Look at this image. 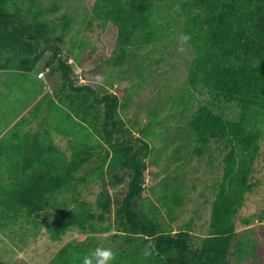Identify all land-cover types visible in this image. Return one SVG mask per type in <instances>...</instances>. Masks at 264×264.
<instances>
[{
  "label": "trees",
  "instance_id": "16d2710c",
  "mask_svg": "<svg viewBox=\"0 0 264 264\" xmlns=\"http://www.w3.org/2000/svg\"><path fill=\"white\" fill-rule=\"evenodd\" d=\"M155 1L182 3L183 30L194 48L189 83L241 108L239 117L231 119L203 105L189 123L203 146L211 140L231 145L213 202L211 233L199 247L189 230L165 227L159 208H143L156 168L146 161L152 153L149 143L135 137L119 117L121 99L113 93L101 95L88 84L76 87L69 56L52 42L51 26L39 19L27 22L20 8L11 10L14 0H0V70L33 72L51 51L62 75L61 91L45 94L15 124L7 142L0 141V230L25 220L46 229L54 241L73 230L87 236L60 248L48 264H81L97 247L96 235L114 227L125 235V248L114 251L112 264H232L235 217L254 188L251 175L263 133L264 0H92L102 37L109 47L121 48L113 57L116 65L123 63L126 44H132L136 33L146 43L158 37ZM43 121L75 140L70 154L53 142L46 128L39 131ZM94 157L96 167L87 170ZM91 179L104 186L126 185L114 224L102 223L114 213L108 189L94 205L83 198L79 187ZM183 201L178 189L166 195L164 205L174 216Z\"/></svg>",
  "mask_w": 264,
  "mask_h": 264
},
{
  "label": "rangeland",
  "instance_id": "374dc122",
  "mask_svg": "<svg viewBox=\"0 0 264 264\" xmlns=\"http://www.w3.org/2000/svg\"><path fill=\"white\" fill-rule=\"evenodd\" d=\"M152 6L159 25L158 37L146 43L140 33H136L132 44H126L129 51L119 65L113 62V57L120 54L121 48L109 47L102 37V21L95 14L92 0H14L11 10L20 8L27 22L39 19L51 26L52 42L69 56L76 87L88 84L101 95L113 93L121 99L119 117L135 137L149 143L152 153L146 161L156 168L150 174L143 208H159L165 227L174 232L189 230L193 245L199 247L211 233L213 202L224 175V157L231 145L223 140H211L203 146L189 123L203 105L212 106L231 119L239 117L241 108L235 102L218 100L202 85L194 87L189 83L194 48L189 42L185 52L177 50L179 39L185 34L186 15L182 3L155 1ZM58 65V59L48 51L33 72L0 70L1 142H7L6 136L15 130V124L45 94L61 89L63 81ZM40 72H44L41 77ZM48 124L43 121L39 131L46 128L53 142L70 154L75 140L62 136ZM260 126L263 133L251 175L254 188L246 194L235 217L237 231L229 257L232 264H264V117ZM199 147H203L200 154ZM97 159L91 160L87 170L96 167ZM4 169L9 172L8 168ZM79 189L83 198L93 205L100 193L108 189L114 213L102 223L108 225L112 221L114 224L115 208L125 195L126 185L104 186L91 179ZM178 189L184 201L173 216L164 201L166 195ZM115 234L120 235L117 240ZM86 237L73 230L60 241H54L46 229H38L23 220L0 230V264H48L60 248ZM124 237L114 227L108 233L97 234L95 242L114 252L125 248Z\"/></svg>",
  "mask_w": 264,
  "mask_h": 264
},
{
  "label": "clouds",
  "instance_id": "9594fccd",
  "mask_svg": "<svg viewBox=\"0 0 264 264\" xmlns=\"http://www.w3.org/2000/svg\"><path fill=\"white\" fill-rule=\"evenodd\" d=\"M191 40V35L182 34L179 42L177 50L179 52L186 51V45ZM107 235V234H104ZM147 251H145V255H149ZM115 260V253L110 248L97 246L94 250H92L88 255L82 258L81 264H112Z\"/></svg>",
  "mask_w": 264,
  "mask_h": 264
},
{
  "label": "built area",
  "instance_id": "2783aa9c",
  "mask_svg": "<svg viewBox=\"0 0 264 264\" xmlns=\"http://www.w3.org/2000/svg\"><path fill=\"white\" fill-rule=\"evenodd\" d=\"M44 75V72H40L39 73V76L41 77V76H43Z\"/></svg>",
  "mask_w": 264,
  "mask_h": 264
},
{
  "label": "crops",
  "instance_id": "0c3cea01",
  "mask_svg": "<svg viewBox=\"0 0 264 264\" xmlns=\"http://www.w3.org/2000/svg\"><path fill=\"white\" fill-rule=\"evenodd\" d=\"M39 78V77H38Z\"/></svg>",
  "mask_w": 264,
  "mask_h": 264
}]
</instances>
